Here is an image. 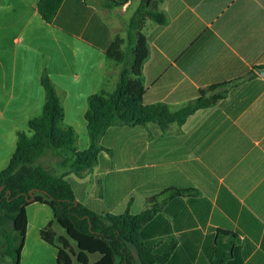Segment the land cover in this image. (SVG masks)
Segmentation results:
<instances>
[{"label": "crops", "instance_id": "1", "mask_svg": "<svg viewBox=\"0 0 264 264\" xmlns=\"http://www.w3.org/2000/svg\"><path fill=\"white\" fill-rule=\"evenodd\" d=\"M38 1L0 0V172L18 133L33 135L29 122L45 104L43 72L63 109L59 127L74 130L77 151L89 146V97L118 82L121 64L106 51L133 0H114L121 6L106 11L103 0H63L52 23L38 14ZM159 9L167 24L147 19L143 28L145 105L176 111L200 89L240 80L182 125L109 127L96 163L80 176L51 151L47 166L39 164L64 176L77 202L97 214L136 215L157 205L140 234L155 251L172 247L165 264H211L218 243L229 245L224 264H264V0H162ZM60 155L74 159L67 150ZM40 206L52 217L39 237L55 221Z\"/></svg>", "mask_w": 264, "mask_h": 264}, {"label": "trees", "instance_id": "2", "mask_svg": "<svg viewBox=\"0 0 264 264\" xmlns=\"http://www.w3.org/2000/svg\"><path fill=\"white\" fill-rule=\"evenodd\" d=\"M162 0H141L130 19L126 42L130 46V58L125 60L121 46L125 43L116 35L106 55L123 62L116 88L111 93L101 91L88 99L85 113L89 146L77 151L74 130L61 129L63 109L55 88L45 72L40 84L45 92V104L41 116L29 122L31 137L18 133L16 150L8 166L0 172V255L9 257L12 264H19L27 232L26 209L31 204L49 207L56 223L67 238L58 236L51 223L40 230L43 242L56 249V264H89V255L100 259L92 264H165L172 247L165 252L155 251L152 244L143 241L140 230L157 211V205L140 214H97L75 199L71 184L64 176H54L38 163L46 153L59 155L62 150L74 154V159L61 160L62 167L70 164L71 170L80 176L97 161L101 147L100 136L111 126H144L156 122L161 131L171 124L182 125L200 109L216 104L227 95L235 81L214 84L200 89L195 100L179 110L171 111L166 103L145 105L143 64L148 56L147 39L143 32L148 19L159 26L167 24L166 15L160 11ZM63 0H39L37 11L47 23H52ZM109 9L121 6L114 0H103ZM250 77V75H249ZM186 191L175 190L180 195ZM75 244L74 250L70 242ZM229 245L218 243L211 264H224L228 259Z\"/></svg>", "mask_w": 264, "mask_h": 264}, {"label": "rangeland", "instance_id": "3", "mask_svg": "<svg viewBox=\"0 0 264 264\" xmlns=\"http://www.w3.org/2000/svg\"><path fill=\"white\" fill-rule=\"evenodd\" d=\"M137 4L138 0H133L132 6L130 7L129 11L123 17H120V28L117 35L119 37H122L125 41V43H123V45L121 46V50L124 53L125 60H128L127 58H130V46L127 45L126 35L130 19L132 18L134 11L136 10ZM103 9L105 11L109 10V8L106 6H103ZM119 63L122 67L123 62ZM78 134L80 135L79 131ZM50 155L51 157L53 156L56 159L57 157H59V155H56L54 153H51ZM47 159L50 160V157L47 158L46 153L42 158L39 159L38 163H40V160H42L41 163L46 164L47 166ZM54 159L51 158V160ZM58 159H60L61 161L63 157L60 155ZM26 210L30 225L28 227V233L26 236L27 242L24 247L23 254L20 256L19 264H56V250L53 247L43 244L38 233V227L43 224V220H47V218L52 217L50 210L47 208H42L40 204H31ZM53 229L55 230V232L62 233L64 236H66L65 232L58 224L55 223V221ZM71 244L75 247V244L73 242H71ZM89 259L90 263L92 264L99 259V256H89ZM0 264H12V260L9 257L0 255Z\"/></svg>", "mask_w": 264, "mask_h": 264}, {"label": "water", "instance_id": "4", "mask_svg": "<svg viewBox=\"0 0 264 264\" xmlns=\"http://www.w3.org/2000/svg\"><path fill=\"white\" fill-rule=\"evenodd\" d=\"M258 74L264 77V70H259Z\"/></svg>", "mask_w": 264, "mask_h": 264}]
</instances>
